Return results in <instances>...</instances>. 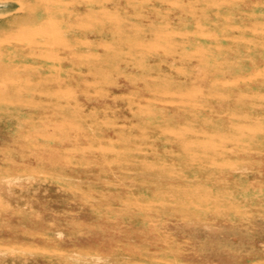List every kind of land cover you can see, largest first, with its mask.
<instances>
[{"label": "rangeland", "instance_id": "374dc122", "mask_svg": "<svg viewBox=\"0 0 264 264\" xmlns=\"http://www.w3.org/2000/svg\"><path fill=\"white\" fill-rule=\"evenodd\" d=\"M0 264H264V0H0Z\"/></svg>", "mask_w": 264, "mask_h": 264}]
</instances>
